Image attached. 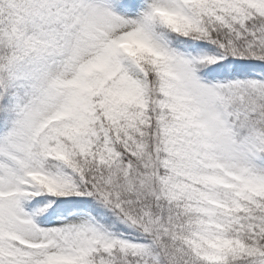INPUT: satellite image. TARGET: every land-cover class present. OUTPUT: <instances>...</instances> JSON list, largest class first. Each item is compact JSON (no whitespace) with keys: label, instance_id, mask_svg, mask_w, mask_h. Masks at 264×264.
I'll list each match as a JSON object with an SVG mask.
<instances>
[{"label":"snow or ice","instance_id":"6c2138e0","mask_svg":"<svg viewBox=\"0 0 264 264\" xmlns=\"http://www.w3.org/2000/svg\"><path fill=\"white\" fill-rule=\"evenodd\" d=\"M0 264H264V0H0Z\"/></svg>","mask_w":264,"mask_h":264}]
</instances>
